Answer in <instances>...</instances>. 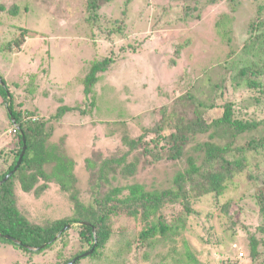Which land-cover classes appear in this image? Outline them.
<instances>
[{
  "label": "rangeland",
  "instance_id": "374dc122",
  "mask_svg": "<svg viewBox=\"0 0 264 264\" xmlns=\"http://www.w3.org/2000/svg\"><path fill=\"white\" fill-rule=\"evenodd\" d=\"M0 2L7 8L16 3L20 9L16 16L8 12L0 16V73L9 83V91L18 103L16 108L23 113L34 111V118L40 113L50 116L63 104H78L82 97L79 86L71 84L74 77L82 78L92 60L114 56L121 46L130 44L94 87L100 109L94 110L91 116L80 114L79 110L66 113L59 123H53V132L47 140L49 146H56L74 161L76 195L84 205L96 206L91 197L95 174L89 168L110 157L124 156L122 165L133 161L136 166L133 173L118 168L115 179L111 180L112 186L139 183L147 192L175 188L174 176L185 170L187 155L180 159L163 156L157 161L151 149L155 144L153 135L142 137L137 149L130 150L125 141L137 139L144 129L156 121L161 122V116L167 110L174 114V120L180 116L194 119L192 102L180 99L174 103V100L186 93L188 84L196 85L206 79L202 69L215 70L225 77L226 97L238 100H229L236 104L235 114L264 128V69L251 72V68L248 74H258L261 86L238 88L235 85L237 70L224 66L226 54L232 50L236 55L229 66L235 67L237 56L261 58L264 63V40L260 34L242 35L248 20H252L256 12L261 11L259 21L264 20V0L230 1L235 9H231L226 0L214 3L204 0L191 3L112 0L98 9V26L92 25L91 29L84 19L90 13L86 0ZM24 5L28 10L23 9ZM182 6H190L187 18L182 14ZM125 7L127 24L123 27L114 19H121ZM218 22L226 33L223 36L216 31ZM20 26L27 31L24 43L16 46L13 40L20 34ZM112 26H118V31L107 38L105 28ZM262 36L264 38L263 33ZM177 47L179 52L175 51ZM29 89L34 92L29 94ZM259 92H262L261 97ZM217 102L211 109L203 108L205 124L221 116L222 104L226 101L219 99ZM240 104L244 113L237 112ZM6 105L0 97V142L9 140L11 143L12 136L7 133L10 125ZM162 107L167 109L164 115ZM113 110V116H105V112ZM205 138L209 139L202 134L196 140ZM236 144L246 146L247 143ZM194 146L195 139L186 146V154L197 155L201 162L202 151H196ZM244 151L245 169L240 179L229 185L220 197L214 194L200 196L194 211L185 216L179 213L182 207L179 203L164 202L162 220L168 224L178 223L179 228L162 232L157 229L153 214L147 219L141 212L136 217L115 215L110 221L113 234L102 250L100 260L84 257L80 264H140L145 258L173 261L176 257L178 263L180 260V264H184L190 256L204 264H264V246L258 248L260 258L257 262L250 259L246 231H257L258 226H264V217L257 214L255 198V186L264 180V149L258 144L257 150L245 147ZM87 159L92 161L89 166ZM6 166L7 161L0 155V171ZM51 167V164L47 165L46 171L50 172ZM191 174L192 180L186 183L187 187L193 188L194 184L209 186L210 181L202 169ZM253 175L258 179L254 181ZM104 192L105 189L99 194ZM126 192L124 189L123 194ZM16 193L17 205L30 220L44 223L74 214L68 193L62 192L53 181L37 198L33 193H23L19 189ZM238 207L241 211L236 215ZM77 225L70 223L63 238L58 239L52 249L32 258V264L56 262L59 250L65 254L78 250ZM149 227H155V233L143 237L141 232ZM10 247L8 244L0 246V264H29L25 262L26 255L22 250Z\"/></svg>",
  "mask_w": 264,
  "mask_h": 264
},
{
  "label": "trees",
  "instance_id": "16d2710c",
  "mask_svg": "<svg viewBox=\"0 0 264 264\" xmlns=\"http://www.w3.org/2000/svg\"><path fill=\"white\" fill-rule=\"evenodd\" d=\"M111 1L86 0L90 13L84 19L90 29L92 25L98 26L96 24L98 21V9ZM127 1L130 2L131 0ZM175 1H181L182 3L188 1L191 3L200 0ZM204 1L205 3L216 2V0ZM226 1L231 9H235L231 5V2H235V0ZM189 8L190 6H182L181 11L184 18H187ZM23 9H27V6L24 5ZM19 10V6L16 3H13L10 8H7L4 2H0V16L4 12L16 16ZM122 14L121 19L114 20L119 21L124 27L127 24L125 16L126 7ZM260 18L261 11H258L251 17L252 20H248L242 35L254 32L256 35L260 34L261 39L264 40L262 36V33L264 34V20L259 21ZM18 28L21 29L20 36L18 35L14 38L13 43L16 46H21L25 41L24 34L27 30L21 26ZM118 28V26L105 28L107 38L115 34ZM216 31L218 35L223 36V34H226L219 22L216 24ZM129 47L130 44L121 46L120 51L114 54V56L108 55L100 59L92 60L82 78L78 76L76 78L74 77V81L71 82V84H76L74 87L79 86L82 97L79 103L74 106L67 104L60 105L56 107L55 112L51 113L50 116L40 113L34 118V111L27 110L23 113L21 110H18L16 108L18 103H15L13 93L9 91V83L0 73V97H2L4 104H7L6 110L10 125L7 133L12 136L11 143L9 140V142L7 140L0 142V155L7 161V166L0 171V246H7L8 244L14 249L22 250V253L26 255L25 262L29 264H32L31 259L35 256H39L44 251L52 249V245L58 239L63 238L68 232L65 229L59 233L60 230L70 223L78 224V233L75 239L80 248L68 254L59 250L56 254V262L53 261L48 264H68L73 258L88 252L86 256L79 257L72 264H80L81 259L84 257L100 260L101 252L113 234L112 222L110 221L115 215L125 214L136 217L141 212L147 219L148 216L153 214L157 221V229L162 232L169 228H179L180 225L178 223L168 224L162 220L161 207L165 204L164 202H168L171 205L179 203L182 206L179 210L180 214L184 216L191 214L195 209L194 204L199 200L200 196L214 194L216 197H220L229 185L235 184L236 180L240 179L239 176L245 169V147L246 149L253 147L257 150L259 144L264 149V128L260 129L257 127L258 124L256 122H248L246 119L241 118L239 116L240 114H235L236 104L229 100H238L236 98L226 97V89L224 87V83L226 82L225 77L215 70L209 71L202 69V72L206 73V79L196 85L188 84L186 93L176 96L174 100V103L180 102V99H183V101H187L188 99L189 102H192V117H195L194 119L180 116L179 118L175 117L176 120H174V114L167 113L169 110L162 107V115H164L165 109L167 112L164 116H161V122L156 121L153 126L144 129L143 133L137 139L128 140L124 137L127 140L125 143L132 150L139 147L142 137L153 135L152 138L155 144L151 149L154 151V154L153 152L151 154H153L157 161L162 159L163 156L169 159H180L184 155H187L188 164L185 170L178 172L174 176L173 185H175V188H168L160 192H147L139 183H133L127 186H112L111 180L115 179L118 168H120V171L123 170V172L133 173L136 166L133 161L122 165L124 163V156L110 157L105 158L106 160L102 161L101 164L89 168L95 174L91 197L95 199L96 206H92L91 204L87 206L80 202L76 195L78 189L75 185L77 179L74 173V161L61 153L56 146H49L47 140L53 132V123H59L66 113L79 110L80 114L91 116L94 110L98 111L100 109L98 107L99 98L94 87L101 82L105 73L114 63L122 57L121 51L128 50ZM179 50V47L175 49L178 52ZM233 51L226 54L224 66L230 70H237L238 75L236 76L235 85L238 88H244V86L245 88H251L257 85L261 86L258 74H255V76L248 75L251 68V72L264 69V63L261 58L258 60L257 58L246 56L242 59L237 56L234 60L235 67L229 66L228 63L231 58L236 55V51ZM191 90H195L197 93L191 92ZM31 91L33 89H29V94H31ZM261 94L262 92H259L258 96L261 97ZM219 99L226 101V103L222 104L221 116L213 119L209 124H205L203 122V108L211 109L214 103L216 105L218 104L217 101ZM239 101H242V99H239ZM239 106L237 112L244 113L243 105L240 104ZM114 111L105 112V116H113ZM12 129H16V131L12 132ZM202 134H206L209 139L205 138L202 141L196 140ZM219 138L223 140L218 142L217 140ZM194 139V149L199 152L202 151V154H200L201 162L197 155L186 154V146ZM214 139L216 140L214 141ZM240 141H245L247 143L246 146L236 144V142ZM23 145H25V149L18 168L6 180L2 181L13 170ZM86 162L87 166L92 164V161L89 159ZM50 164L52 165L51 171L47 172L46 166ZM96 167L97 171H95ZM199 169H202L203 175L205 174V177L209 179V186L205 187L194 184L193 188L187 187L186 183L192 180L191 173H196ZM110 175L111 177L109 178ZM252 178L254 181L258 179L256 175H253ZM51 181L57 184L62 192L65 194L68 193V197L73 203L74 214L44 223L30 220L17 205L18 196L16 189L27 194L33 193L37 198L48 188ZM100 189H105V192L99 194L101 192ZM124 189L127 190L125 194H123ZM255 189L257 191H255V198L258 204L257 214L258 216L264 217V180L260 185H256ZM238 209L236 215L241 211L240 207ZM155 230V227H149L142 231L141 235L145 237L154 234ZM246 231L248 232V255L254 262L260 258L259 246H264V226H258L257 231ZM57 234H59L58 237ZM6 235H9L10 238H7ZM172 259L173 261L164 258H153L152 261H149L145 258L143 263L140 264H180V260L178 263L177 257ZM184 264L204 263L200 262L194 256H190L189 260L185 259Z\"/></svg>",
  "mask_w": 264,
  "mask_h": 264
},
{
  "label": "water",
  "instance_id": "95a60500",
  "mask_svg": "<svg viewBox=\"0 0 264 264\" xmlns=\"http://www.w3.org/2000/svg\"><path fill=\"white\" fill-rule=\"evenodd\" d=\"M23 141H24V138H23ZM24 149H25V145H23V147H22V151H21V153H20V155H19V157H18V159H17V162H16V164H15L13 170L10 171V172L8 173V175L5 176L4 179H3L2 181L6 180V179L8 178V176L11 175L12 172L15 171V170L18 168V166H19V164H20V162H21V159H22V155H23ZM0 182H1V181H0ZM68 227H69V224L66 225V226H64V227L60 230L59 233H61L63 230L67 229ZM6 237H7V238H10L9 235H6ZM88 253H89V252H88ZM88 253H83V254H81V255H79V256L73 258L68 264H72V263H73L75 260H77L79 257L86 256Z\"/></svg>",
  "mask_w": 264,
  "mask_h": 264
},
{
  "label": "built area",
  "instance_id": "2783aa9c",
  "mask_svg": "<svg viewBox=\"0 0 264 264\" xmlns=\"http://www.w3.org/2000/svg\"><path fill=\"white\" fill-rule=\"evenodd\" d=\"M16 131V129H12V132H15Z\"/></svg>",
  "mask_w": 264,
  "mask_h": 264
},
{
  "label": "clouds",
  "instance_id": "9594fccd",
  "mask_svg": "<svg viewBox=\"0 0 264 264\" xmlns=\"http://www.w3.org/2000/svg\"><path fill=\"white\" fill-rule=\"evenodd\" d=\"M17 128V127H16ZM242 254V253H241Z\"/></svg>",
  "mask_w": 264,
  "mask_h": 264
}]
</instances>
